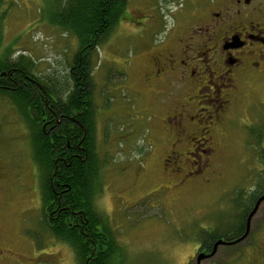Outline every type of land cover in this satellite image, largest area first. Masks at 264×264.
<instances>
[{
    "label": "rangeland",
    "instance_id": "1",
    "mask_svg": "<svg viewBox=\"0 0 264 264\" xmlns=\"http://www.w3.org/2000/svg\"><path fill=\"white\" fill-rule=\"evenodd\" d=\"M64 1L0 2V57L18 62L24 56L22 63L30 60L32 74L53 90L54 84H70L78 50L76 37L63 29L67 21L61 26L50 21L57 2ZM181 2L127 0L124 18L91 52L93 143L101 163L95 209L120 250L111 264H184L198 240L233 229L242 206L264 187V81L242 84L219 114L221 125L183 152L203 147L202 138L213 141L212 151L162 164L172 149L171 133L161 122L169 104L135 97L141 84L138 47L143 52L146 41L162 39L163 26L172 25ZM31 137L20 109L0 97V248L27 263L75 264L45 225L42 173L33 161ZM249 224L253 233L246 243L219 248L215 261L206 264H244V246L258 235L264 238V201Z\"/></svg>",
    "mask_w": 264,
    "mask_h": 264
},
{
    "label": "flooded vegetation",
    "instance_id": "2",
    "mask_svg": "<svg viewBox=\"0 0 264 264\" xmlns=\"http://www.w3.org/2000/svg\"><path fill=\"white\" fill-rule=\"evenodd\" d=\"M173 15L172 25L163 26L164 35L161 40L146 41L143 52L138 47L142 61L137 67L141 84L138 89L133 90L135 97L142 101L161 107L169 104L161 122L172 135L168 137V140L172 138V149L162 159L163 165L171 161L175 163L177 159L178 162L184 155H199L205 149L212 151L213 141L202 138L206 143L203 147L192 146L189 153L183 152L185 146L191 145L200 135L208 134L209 129L214 124L217 125L219 114L229 108L242 84L264 81V0H182ZM69 82L65 88L63 85L59 88L56 96L51 97L57 106L54 111L48 103L45 85L30 79L22 81V86L20 82L15 84L17 89L22 87L27 95L36 98L28 108L29 115L39 117L43 135L51 137L55 133L57 138V143L53 144L56 155L50 176L54 199L46 212L43 210L42 195L40 197L44 221L49 225L51 223L52 227L68 228L79 237L82 244L91 248L96 245V241H100L97 237L96 240L93 238L94 207L91 210L77 208V193L73 189L74 176L68 184L59 168L62 164L68 167L73 161L77 163L79 150L86 153L88 144L93 142L92 135L86 137L87 131L80 121L88 106L79 111L72 104L73 99L78 96L87 94L92 97V85H86L82 90L83 95H80L77 82ZM68 101L71 106H68ZM51 112L54 124L49 120ZM152 115L156 117V114ZM202 124L207 125L202 127ZM220 125L221 122L217 126ZM78 128L82 130L81 139H78ZM199 168L202 170V166ZM261 195H264V189H260L257 198ZM257 198L246 207L242 206L243 213L239 214V223L233 229L223 232L217 238L210 234L207 239L198 240L184 264H206L212 262V259L215 261L219 248L232 249L238 244L246 243L253 233L250 224L245 240L229 244L245 232L248 213ZM258 236L250 239L244 246L246 255L241 260L244 264H264V238ZM219 239L226 244L218 246L212 256L205 257L212 252ZM56 241L65 245L73 254L75 264H79L74 248L63 240ZM109 241L108 232L107 242ZM90 255L92 256V252ZM199 256L202 257L200 262L197 261ZM236 256L241 259L242 255ZM13 257V254H5L0 248V264H38L32 262L36 259L27 260L31 261L27 263ZM85 262L87 263L86 260Z\"/></svg>",
    "mask_w": 264,
    "mask_h": 264
},
{
    "label": "trees",
    "instance_id": "3",
    "mask_svg": "<svg viewBox=\"0 0 264 264\" xmlns=\"http://www.w3.org/2000/svg\"><path fill=\"white\" fill-rule=\"evenodd\" d=\"M54 8L55 11L50 16L52 24L59 26L64 22L62 19L66 20L67 22H64L63 29L73 34L78 41V50L73 57L70 72L68 73V81L73 80L77 82L80 95H83L82 90L84 87L92 85L90 74L91 52L107 39L114 27L124 18L127 0H65L62 6L57 2ZM58 9L62 11L59 12ZM65 10L66 13L64 12ZM23 59H25L24 56L21 57L20 61L14 62L6 55L0 57V97H5L11 104L20 109L21 115L31 129L33 161L42 173L41 195L43 210L46 212L49 204L54 199L52 196L54 188H51L50 176L54 169L53 160L56 155L53 144L57 143V138L55 137V133L51 134V137L43 135L39 117L29 115L28 108L36 98L27 95L22 87L17 89L16 84L20 82V86H22V81L30 79L45 85L48 103L53 111L57 106L51 97L57 95V91L62 84L58 86L54 84L53 88H56V90H53L51 86L50 88L45 82L43 83L32 74V62L27 60L26 63H22ZM74 65L75 67H73ZM2 73H5V76ZM67 85H63V87L65 88ZM91 99L92 97H88L86 94L83 97L78 96L72 101V104L79 111L82 107L88 106L87 112L81 115L80 118L83 127L87 131L86 137H91L94 134V108L92 107ZM68 106H71V102L68 103ZM53 118V112H51L49 120L52 124H54ZM78 133V139H81L83 134L80 128H78ZM79 155L77 163L73 161L72 165L68 167L62 164L59 171L64 178H67L68 184H70V179L74 176L73 189L77 193V208L91 210L94 207L92 222L94 230L93 238L96 240L97 237L100 241H96L94 247L88 248L68 228L52 227L51 223L50 225L49 223H45V225L56 239L63 240L74 248L79 264H85V260L87 261L86 264H111L112 257L120 254V250L117 243L114 242V237H112L111 231L107 226L106 219L96 212V205H94L95 198L99 193L101 170V163L99 162L94 143L88 144L86 153L79 150ZM262 170H264V166ZM261 189H264V187ZM259 192L257 191L256 194L250 197L248 204L257 198ZM108 232L110 237L109 242H107ZM233 235L235 236L236 233ZM214 236L215 238L219 237V235L215 234ZM91 252L92 256L90 255ZM118 264H121V262L119 261Z\"/></svg>",
    "mask_w": 264,
    "mask_h": 264
},
{
    "label": "water",
    "instance_id": "4",
    "mask_svg": "<svg viewBox=\"0 0 264 264\" xmlns=\"http://www.w3.org/2000/svg\"><path fill=\"white\" fill-rule=\"evenodd\" d=\"M2 75L4 76L5 73H2ZM263 201H264V195H261V196H259V197L257 198L254 207H253L252 210L248 213V217H247V221H246V230H245V232H244L239 238H237V240H235L234 242H229V244H237V242L242 241L243 239L246 238V236H247V234H248V231H249V227H250V226H249V222H250L251 218L254 216V214L257 212L259 206L262 204ZM225 244H226V243H225L222 239L217 240V241L215 242L213 248H212V249H213L212 252H211L209 255L205 256V257L212 256V255L216 252V250H217L216 248H217L218 246H220V245H225ZM205 257H204V258H205ZM201 259H202L201 256L197 257V261H198V262H200Z\"/></svg>",
    "mask_w": 264,
    "mask_h": 264
}]
</instances>
